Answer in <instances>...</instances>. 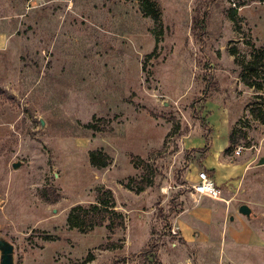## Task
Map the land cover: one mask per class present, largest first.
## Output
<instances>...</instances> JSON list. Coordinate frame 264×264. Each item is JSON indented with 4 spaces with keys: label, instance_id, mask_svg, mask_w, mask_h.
I'll return each instance as SVG.
<instances>
[{
    "label": "rangeland",
    "instance_id": "obj_1",
    "mask_svg": "<svg viewBox=\"0 0 264 264\" xmlns=\"http://www.w3.org/2000/svg\"><path fill=\"white\" fill-rule=\"evenodd\" d=\"M150 1L161 26L140 0H0V235L15 264H264V69L261 90L243 77L264 2ZM208 99L230 107V154L253 161L219 220L192 188ZM106 191L125 227L72 229L71 210Z\"/></svg>",
    "mask_w": 264,
    "mask_h": 264
},
{
    "label": "crops",
    "instance_id": "obj_2",
    "mask_svg": "<svg viewBox=\"0 0 264 264\" xmlns=\"http://www.w3.org/2000/svg\"><path fill=\"white\" fill-rule=\"evenodd\" d=\"M204 108L210 134L200 135L194 139H189V141L192 149H202L209 140V151L198 165H191L193 169L192 182H194L192 184L199 181L200 172L197 173L195 171L196 168L207 172L212 177L221 190V198L213 199L207 195L201 196L202 202L198 209L207 213L210 218L215 216L219 220L223 219L228 212L226 204L231 203L232 194L239 190L248 171L253 170V161L250 159L249 154L237 155L236 152L231 154L227 152L231 146L230 131L233 123L228 103L219 99H208L204 104ZM203 199H205L204 201L209 200L207 202L211 209H205L207 205H203ZM194 223L196 221L194 222L193 220V223L189 224L190 229L196 228Z\"/></svg>",
    "mask_w": 264,
    "mask_h": 264
},
{
    "label": "trees",
    "instance_id": "obj_3",
    "mask_svg": "<svg viewBox=\"0 0 264 264\" xmlns=\"http://www.w3.org/2000/svg\"><path fill=\"white\" fill-rule=\"evenodd\" d=\"M141 6L143 9V13L146 17H152L159 26H161L160 22V13L157 9L156 4L152 3L150 0H140ZM251 1H260L264 2V0H251ZM232 16L237 15V10H233L231 12ZM235 19V18H234ZM235 23H238V20L235 21ZM157 38V45H156V51L157 46L160 43V37ZM156 51L153 52L149 58L155 56ZM264 69V47L261 49H258L254 52V57L252 62L247 64L245 66L246 74L244 77V82L249 87H255L258 90L262 89V85L258 84L257 82L252 81V76L256 74L258 69ZM255 114V117L260 120L262 123H264V111L256 110L253 112ZM90 127V126H88ZM209 141V140H208ZM230 148L227 150V152L231 151V148L235 145L236 139L234 134L230 135ZM209 151V145L201 150V153L205 156ZM103 157L105 160H101V163H99V158ZM91 163L97 167V168H106L109 166V160L103 154L102 152H92L91 153ZM143 188H140L139 192H141ZM68 224L72 229H77L82 234H88L93 232L96 228L104 227L109 221L108 228L115 229V228H124L125 227V217L123 214L116 211V204L115 200L113 198V195L110 191H106L105 194H99L97 202L93 205H90L88 207L84 206H77L73 208L68 216ZM117 221V222H116ZM47 241H55L57 238H45Z\"/></svg>",
    "mask_w": 264,
    "mask_h": 264
},
{
    "label": "water",
    "instance_id": "obj_4",
    "mask_svg": "<svg viewBox=\"0 0 264 264\" xmlns=\"http://www.w3.org/2000/svg\"><path fill=\"white\" fill-rule=\"evenodd\" d=\"M259 166L264 165V158L259 161ZM21 166V163H14L13 168L18 169ZM239 213L242 216L250 219L255 217L253 210L248 205H242L239 208ZM233 221L234 218H231ZM0 264H15V248L13 244H10L5 239H3L0 235Z\"/></svg>",
    "mask_w": 264,
    "mask_h": 264
},
{
    "label": "built area",
    "instance_id": "obj_5",
    "mask_svg": "<svg viewBox=\"0 0 264 264\" xmlns=\"http://www.w3.org/2000/svg\"><path fill=\"white\" fill-rule=\"evenodd\" d=\"M244 150L245 148L239 147L236 151V154L241 155ZM192 188L201 196L207 195L212 197L213 199L221 198L220 188L215 184L212 177L205 171L199 173V181L193 184Z\"/></svg>",
    "mask_w": 264,
    "mask_h": 264
}]
</instances>
